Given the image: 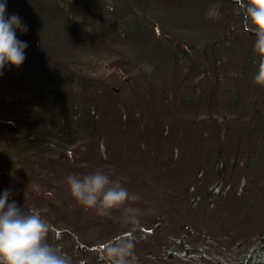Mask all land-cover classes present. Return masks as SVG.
Segmentation results:
<instances>
[{"label":"trees","instance_id":"obj_1","mask_svg":"<svg viewBox=\"0 0 264 264\" xmlns=\"http://www.w3.org/2000/svg\"><path fill=\"white\" fill-rule=\"evenodd\" d=\"M69 1L72 2V0H0L6 3V19L17 15L28 29L24 33L19 30L16 32L17 39L28 45L24 53L25 61L20 66L21 70L15 72L14 67L6 65L2 70L3 74L0 75V172H2V175L0 174V196L5 191L9 193V196L12 195L13 183L19 181L18 177L15 180L16 176L26 172L24 164L30 162V156L35 155L41 159L42 164L50 165L48 157L53 153L59 155V158H65L69 162V168H71V163L77 162V158L81 156L82 163L85 162L84 176L95 174L97 164L108 160L117 161L119 157L131 156L135 161L145 159V162L155 159L165 169V172L168 171V174H163L164 179L168 180L170 175H174L172 174L174 171L175 174L179 171L178 173L185 180L178 186L191 192L189 200L197 204H200V201L204 203V201L214 199L220 190L219 187H213L206 191L208 194L204 191L197 190L196 192L199 183L203 184L204 188H209L215 179L220 178L224 186V182L228 184L234 176L233 170L238 166L239 158H237L238 150L234 154L232 152L235 146L233 144L246 142L250 145L248 152L252 150L255 153L258 152L257 158L250 160L246 158L247 161L243 165L247 167L246 169H254V167L264 169V86L257 85L254 80L258 72L260 57L254 52L256 36L254 32L246 30L245 22L248 21L246 13L244 14L241 10V5H247L248 0H73L75 2L72 4H78V7L90 6L89 11L94 12L91 16L98 15L100 22L104 24L101 27L102 34L96 39L90 37L92 33L90 34L87 27H80L85 22L83 18L77 19V24H81L80 26L69 22L68 19L71 18L68 11L74 10L76 16L89 14L84 15L82 12H77L75 6ZM108 4L111 9H107ZM181 4L186 5L188 13H191L190 23H181L184 17L179 13H182L183 5ZM212 4L218 5L219 20L212 21L204 13L205 9ZM160 6L169 7L173 13L180 15L178 16L180 19L174 21L175 19L168 18L166 25L162 19V11L169 9ZM149 17L154 18V21H150ZM35 19H40L41 25L36 26ZM51 19L61 25L57 30L61 28V32L64 33L60 37L62 43L70 44L58 49L63 57L61 59L58 55L54 60L41 58V56L47 57L44 55L46 45L52 44L59 38V34L52 32L49 28ZM153 22L160 27V32L165 33L155 40H153L155 34H152ZM115 23H122L125 26L126 31L121 35L125 38L124 41L129 43V51L122 53L123 72L128 74L127 77L134 83L136 82L135 84L139 82L144 84L145 81L141 78H149L152 83L149 84L148 81V85L154 88L159 86L158 92H161V95L156 101L161 105H166V108L158 112L159 115H148L146 119H143L144 114H139L138 109L137 114L139 115L135 116L134 110L139 106L136 103L126 107L120 106L118 109L114 102L116 96H111L115 90L113 87L114 82L117 81L116 78L113 77L110 82L89 78L80 73L78 69L72 68L69 65L71 61L64 60V56L71 53L73 46L84 50L92 43L93 49L100 51L105 45L106 32L110 29L109 27L118 25ZM34 35L40 39L42 37L44 48L37 50L38 46L29 41ZM244 42L248 45H244ZM235 51H239L238 58H241L242 64L241 67H237L238 72L232 79L237 83L238 88L242 83L244 90H239V93L233 96L228 91L231 98L222 103L237 110L234 116L242 119L237 118L239 121L237 122L223 117L219 121L210 116L211 120L208 124H212L224 133L215 131L213 139L206 140L210 143L207 150L198 145L182 147L178 153L183 156L178 161L171 156L162 159L156 153L161 150L159 148L150 152L144 149L148 146L146 139L167 137L170 133L168 130L163 134V127L151 128L148 117L155 119V122L160 125L163 123L182 124L190 118L188 115L200 114L203 111L202 105H205L207 109L216 105L214 100L219 98V82L222 80V93L226 94V89H228L225 85L227 75L220 76V73H223L227 60H229L227 69L234 67L230 64V60L231 54ZM73 58L76 63L80 62L78 55ZM137 68H140L139 74L129 75L130 70ZM10 70L12 71L8 73ZM13 72L15 74L11 75L10 73L13 74ZM55 72L59 73V80L65 83L62 87L60 84L52 86ZM199 75L202 80L197 77ZM196 77L200 78V83L204 82L205 78L212 79L203 86L198 83ZM160 78L162 84L158 80ZM168 79H171L170 82ZM193 80L195 83H192ZM29 81L36 82L37 89L31 95H24V89L21 92L20 88H23L24 84ZM170 85H173L171 88L172 91L175 90V97L179 96L180 105L182 103L177 111L170 109L171 106L175 107V104L171 105V101L167 102ZM144 86H147V83ZM149 92L152 93L150 89ZM113 94L117 93L114 91ZM199 101L203 104L197 105ZM147 111L145 109L144 112L147 113ZM238 124L241 125L239 129ZM165 125L169 126V124ZM231 127L236 130H232ZM72 128L82 129L83 132H78V134L83 135L84 138L83 136L82 140L71 138L72 134H75ZM221 135L225 145H220L218 148L216 143L212 142L221 139ZM175 144L179 145L176 138ZM189 149H191L190 152ZM63 152H68L69 155L61 157ZM214 153L217 154V160L210 172L211 175L202 178V175L197 172V166L208 157L211 158ZM149 154L154 156V159ZM260 155H263V161L258 159ZM62 169L60 168L58 172ZM8 170L11 171L6 172ZM197 178H199L198 183L192 191V185ZM47 180L44 174H41V184L45 185ZM168 181L170 183L171 179ZM44 187L42 186L41 189ZM176 190L180 191L179 188ZM219 198L222 199V197ZM241 199L245 206L249 204L244 193L241 194ZM160 215L164 213L159 211L151 216L147 236L148 232H155L157 228L159 232L156 233L161 235L159 225L163 220H160ZM114 218L118 220L113 219L111 225L106 226L110 228L115 225L120 231H117V236L132 232V225L120 223L119 219L123 220L122 216H114ZM145 221H138V224ZM242 221L241 223L238 221L237 228L241 230V227H244L246 232L243 230H241L243 234L238 232L237 238L239 240L242 238L243 242H236L233 245L235 251L238 252V256H234L235 264H264V225L252 228L244 220ZM99 226L101 229H107L100 224ZM141 228L146 227L141 226ZM69 231L67 236L62 237L61 240L56 238V241L65 253L68 248L69 252L66 254L72 262L79 263L78 246L75 248L73 245L77 243L84 246L86 242L83 241L76 223ZM189 233L191 230L190 232L187 230L183 235L186 237L190 235ZM183 235L178 234L173 238L174 240L179 237L182 239ZM148 237L144 238V241L149 245L150 238ZM206 237L207 234H199L200 240H206ZM173 238L165 237L155 252L156 258L161 254L164 257L173 256L171 245ZM225 238L232 239L231 235H226ZM91 244L94 246L92 242ZM197 249L201 248L197 247ZM135 254L138 257L141 256L136 251ZM139 264L148 263L139 260Z\"/></svg>","mask_w":264,"mask_h":264},{"label":"rangeland","instance_id":"obj_2","mask_svg":"<svg viewBox=\"0 0 264 264\" xmlns=\"http://www.w3.org/2000/svg\"><path fill=\"white\" fill-rule=\"evenodd\" d=\"M73 2L75 1L72 0L71 4ZM72 5L75 6L77 12H82L84 15L85 13H89L85 16H76L74 15V10L68 11L71 19H68L69 16L67 19L72 25L80 26L81 24H77V19L80 20L83 18V21L85 22L80 27H87L86 29L90 31V34L92 33V36H90L91 38L94 37L96 39L100 34H102L101 27L104 24L100 22L98 15L94 14L95 17H93V15L91 16V13L94 12L89 11L90 6L84 8L78 7V4ZM246 6V4L243 6L241 5V10L244 11V14L246 13ZM160 7L163 8L164 6ZM164 8L169 9L162 11V19L166 25L168 18L173 20L175 19L174 21H178L180 19L178 18V16H180L178 13H173L169 7ZM107 9H111L109 4ZM181 11L182 13H179L184 16L181 23H190L189 16L191 13H188L186 5H183ZM204 13L206 14V17L208 19H212V21L220 19L218 5L216 4L210 5L205 9ZM149 20L154 21V18L149 17ZM35 22L36 26L41 25L40 19H35ZM152 24V26H154L152 34H155L153 40L165 34L160 32L161 29H159L160 27H158L156 23L153 22ZM60 26V24L55 23L52 19L51 22H49L50 30L58 33L59 38L52 44L48 43L46 45L44 55L47 57L41 56V58L54 60L57 55L59 56L58 58H63L58 49L65 48L70 44L62 43V38L60 37H62L64 33L61 32V28L57 30ZM245 26L250 27L248 22H245ZM109 28V30L107 29L108 32H106V37L104 39L106 46L104 45L100 51L93 49L92 43L86 46V49L84 50L78 49V46H73L71 53L64 56V60L68 62L71 61L69 65L72 68L78 69L80 73L89 78L103 79L105 82H110L113 77L116 78L117 81L114 82L115 85L113 88L117 94H113V91L111 96H116L114 102L118 109L120 106L126 107L136 103L139 106H137L134 110L135 116L144 114L143 119H146L148 115H159L158 112H160L162 108H166V105H161L156 101L161 95V92H158L159 86H156L155 90L152 85H148L149 78H141L145 81L141 82L144 84L147 83V86H144V84L140 82L135 84L136 82L134 83V81L127 77L128 74L123 72V64H121V59L123 57L122 53L127 52L126 50L129 51V43L124 41L125 38L121 35L124 31H126L125 26L121 23ZM30 38L31 39H29V41H32L33 44L38 46L37 50H40V48L42 49V47L44 48L42 37L40 39L37 35H34ZM102 38L104 37L102 36ZM244 45L248 44L244 42ZM185 50L187 51L188 49ZM238 52L239 51H235L231 54L232 58L230 60V64L234 67H229L227 69V65L229 63V60H227L228 62L222 71L223 73H220V76L227 75V78H225V85L228 89H226V94L221 92L223 89L221 86V80L219 82L221 86H219V98H215L214 100L216 105L210 109H207L205 105H202L201 108L203 111L200 114H197L196 116L188 115L190 118L185 120L182 124L163 123L160 125L155 122V119H150L148 117L149 122L151 123V128L163 127V134H165L168 130L170 133L167 137H150L146 139L148 146H145L144 149L150 152L153 149L159 148L161 150L156 151V153L160 155L162 159L171 156L178 161L180 160L179 158L183 156L178 153L181 151L180 149L182 147L198 145L202 149L207 150V146L210 143L206 142V140L210 141V139H213L216 133L215 131H222L212 126V124H208V121L211 120L209 119L210 116H213V118H216L219 121L223 117L231 118V121H237V118H240H236L234 116L237 113V110H233V108H230L222 103L223 101L230 99L231 96L238 94L239 90H244L242 83H240V86L238 84L240 87L238 88L237 83L232 79V77L236 76L238 72L237 67H241L242 64L241 58H238ZM76 55L79 57L78 61L80 62L78 63H76V60L73 58ZM20 68L22 67L13 69L15 72H18V70H21ZM139 70L140 68H137L136 70L132 69L130 70L132 74L130 73L129 75L135 76L140 73ZM11 71L12 70L8 71V73ZM10 74L14 75L15 73L13 72V74ZM197 77H200V75ZM197 77L196 80L200 83L202 78L200 77V80V78ZM59 79V73L55 72V75H53L52 78L54 85L52 86L60 84V87H62L65 84ZM128 79H130L129 82ZM211 79L212 78L210 77L205 78L203 80L204 82L200 84L205 86ZM158 80L160 84H162L160 81L161 78ZM168 80L170 82L171 79ZM118 81L122 84H119ZM151 83L152 82L149 81V84ZM192 83H195V81L193 80ZM36 86V82L29 81L26 82L20 90L22 92L24 89V95H31L36 91ZM148 87L152 93L149 92ZM171 87H173V85H170L167 102L171 101V105L175 104V107L171 106L170 109L177 111L182 103L180 105V98L179 96L177 98L175 97V90L172 91L173 89ZM228 91H230L231 96L228 95ZM16 92L18 93L19 91L17 90ZM19 94L22 95V93ZM260 100L261 103H263V100ZM201 104H203L201 101L197 103V105ZM138 109L140 110L139 114H137ZM145 109L148 110L147 113L144 112ZM181 109L182 108H180V110ZM17 111L25 112L26 110ZM183 119H185V117H183ZM165 124H169V126H166ZM240 126L241 125L238 124V129ZM72 129H74L73 132L75 131V134H72L71 138H80L82 140L83 135L81 136L78 132L82 133L83 130L80 128ZM231 129L236 130L234 127H231ZM175 138L178 140L179 145L175 144ZM220 138L221 139H216V141L213 140L212 142L213 144L216 143L218 148L220 145H225L222 135ZM255 142H257V140H255ZM160 145L161 147H159ZM233 145H235L232 149L233 154L236 150H238L239 153H237L239 164L233 170L234 176L231 178L229 183L227 184L224 182L225 185L223 186L222 180L217 178L213 181L211 187L204 188V185L199 183L196 189V192H206L213 187H219L220 190L217 195L222 197V199L216 196L214 199L204 201V203H201L200 201V204L193 202V200H189L191 199V192L178 186V184L181 185L185 180V178L178 173L179 171H177L176 174L175 171L173 173L171 172L174 175H170L168 177V180L171 179L170 183L167 179L163 178V174H168V171L165 172V169L151 154L149 155L154 159V161L148 160V162H145V159L135 161L131 156H129L130 158L119 157V160L114 158L117 161L108 160L107 162L104 161L103 163L97 164L96 173L100 172L101 174L107 176L110 181L118 182L130 194H135L138 197L135 202H131L130 205H126L125 207L131 206L137 210L136 215L138 221H145L147 218L144 223L137 224L135 226L134 234H132L135 242V251L141 255L138 257L140 261L148 264H235L234 256H238V252L237 250L235 251L233 245L236 242H243L242 238L241 240L237 238L238 232L242 233L241 230L246 232L244 227H241V230L237 228L238 221L241 223L243 222L242 220H244L246 224L250 225L252 228L264 225V169H261V167L246 169L247 167L243 166L247 161L246 158L248 157L249 160L257 158L256 154L258 152L255 153L253 150L248 152L250 145L246 142ZM188 151L190 152L191 149ZM129 153L131 154V152ZM62 155L63 156L61 157H67L69 153L63 152ZM231 156L234 157L233 155ZM30 158V162L24 164V170L26 172L16 176L15 180H17L18 177L19 181L13 183L14 190L11 192L12 195L9 196L10 198L8 202L11 203L14 201L22 212H30L33 210L38 211L41 218L50 225V243H56L59 245L56 238L61 240L62 237L67 236V233L70 232L69 230L73 229V226L76 223L79 226V231H81V237L86 243L84 246L82 244L78 245L77 243L73 245L75 248L78 246L77 251H79L78 256L80 258V262H72V264H104V245L117 236V231L120 232L115 225L110 228L106 225H111L113 219H115L114 216L123 217V209L113 210L110 215L101 217L98 216L94 210H85V208L71 196L67 183V177L70 175H75L80 179L84 177L85 168L83 167L85 162L82 163L81 156L77 158V162H74L71 159L73 161L71 163V168H69V162L65 158H59V155L56 153H53L48 157L51 162L50 165L42 164L41 159L37 158L35 155L30 156ZM258 159L263 161V155L258 156ZM216 160L217 154L214 153L211 158L208 157L206 160L202 161L201 164H198L197 172L202 175V178L211 175L210 172L214 168ZM62 167H65V169H62ZM60 168L62 170H60L59 173L58 170ZM10 171L11 170H8L6 172ZM0 174L2 175V172H0ZM41 174H44V176L48 179L45 185L41 184ZM198 180L199 178H197V181H195L192 185V191L195 189L193 187L196 186ZM251 181H253L252 184ZM42 186L45 187L41 189ZM176 188H179L180 191L176 190ZM243 193L246 195L247 200H249V204H247L248 206H245V204L241 201V194ZM205 194H208V192ZM159 211L164 213V215L159 216L160 220H163L159 225V227H161V235L156 233L159 232L157 228L155 232H148V237L147 227L150 226L148 223L151 216L159 213ZM119 220H121L120 223H125L124 220ZM95 224L98 226H94ZM99 224L107 229H101ZM125 224L128 226L131 225L127 223ZM141 226L146 228H141ZM187 230H189V232L191 230V233L185 237L183 233ZM202 233L207 234L206 240L199 239V234ZM178 234H182L183 238L181 239V237H179L174 240L173 237ZM226 235H231L232 239H226ZM146 237L150 238L149 245L146 241H144V238ZM165 237L173 238V242L171 244L173 256L170 258L164 257L163 254H161L156 258L157 255L155 252L159 248L160 243L164 241ZM197 247H200L201 249H197ZM241 250H243V248H241ZM68 252L69 250L67 248L66 253Z\"/></svg>","mask_w":264,"mask_h":264},{"label":"clouds","instance_id":"obj_3","mask_svg":"<svg viewBox=\"0 0 264 264\" xmlns=\"http://www.w3.org/2000/svg\"><path fill=\"white\" fill-rule=\"evenodd\" d=\"M6 3L0 2V75L6 65L19 68L25 61L26 42L16 37L19 30L27 32V26L19 16L5 17ZM248 25L246 30L256 36L254 52L260 57L258 72L254 80L264 86V0H248L246 6ZM71 196L85 208L94 210L98 216L106 217L113 210L123 209V220L127 224H138L136 209L127 206L138 197L130 194L118 182L97 172L84 176L67 177ZM9 193L0 196V264H72V259L61 246L49 242L50 225L38 211L22 212ZM132 232L116 236L104 245V264H139L135 254Z\"/></svg>","mask_w":264,"mask_h":264}]
</instances>
